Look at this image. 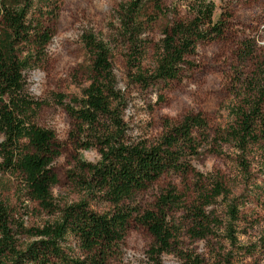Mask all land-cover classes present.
Wrapping results in <instances>:
<instances>
[{
  "label": "trees",
  "instance_id": "obj_1",
  "mask_svg": "<svg viewBox=\"0 0 264 264\" xmlns=\"http://www.w3.org/2000/svg\"><path fill=\"white\" fill-rule=\"evenodd\" d=\"M47 1L0 0V173L15 176L29 200L56 216L26 226L22 220L15 222L0 200V264H107L123 244L131 221L151 236L145 250L149 264H162V255L182 252V234L204 239L217 229L235 246L238 205L228 200L230 190L220 178L195 172L197 196L188 204L173 185L160 190L147 207H141L136 196L164 174L193 172L191 159L199 154L219 155L227 145L241 157L254 146L264 148V57L241 78L236 100L228 107L229 124L212 128L202 113L188 112L177 122L164 121L161 134L152 141L127 138L122 118L125 99L116 86L111 61L113 48L121 47L127 66L135 69L132 80L143 87L178 78L192 67L190 57L198 43L224 34L230 14L222 9L228 0H183V13L178 1L166 5L165 0H121L108 24V39L92 31L81 34L88 56L87 84L80 96L68 101L58 96V102L76 122L72 137L77 147H97L99 160L79 165L88 192L98 191L110 204L103 212L91 209L84 199L63 206L53 202L51 187L57 176L52 162L60 144L50 129L38 125L41 102L25 88L26 72L40 66L55 33L56 16L37 5ZM154 27L159 38L153 66L144 69L142 57L151 42L146 35ZM253 51L254 45L243 41L238 58L249 61ZM217 197L225 198V222L209 208ZM19 235L33 239L20 244ZM70 237L79 254L66 244ZM244 248L246 253L253 250ZM182 257L184 264H202L195 254Z\"/></svg>",
  "mask_w": 264,
  "mask_h": 264
},
{
  "label": "rangeland",
  "instance_id": "obj_2",
  "mask_svg": "<svg viewBox=\"0 0 264 264\" xmlns=\"http://www.w3.org/2000/svg\"><path fill=\"white\" fill-rule=\"evenodd\" d=\"M120 1L48 0L45 5L37 3L44 10H52V17L56 16L55 33L40 66L26 72L25 88L31 98L41 102L36 117L38 125L50 129L60 144V153L52 162L57 182L51 187L53 202L58 206L84 199L97 212L110 208L98 191L88 192L81 182L85 174L79 162L95 163L100 155L95 145L77 147L72 137L77 130L76 122L58 102V96H63L64 101L80 96L81 89L87 84L88 64L80 36L84 31H92L108 39V24ZM175 1L181 4L183 13V0H165V3L170 5ZM218 6L217 12L221 11ZM222 12L230 14L224 34L198 43L194 55L190 57L192 67L185 68L173 80L141 86L132 80L135 69L127 66L122 48H113L111 61L116 86L125 99L122 118L127 127V138L152 141L161 134L164 121L177 122L188 112L202 113L212 128L231 122L228 107L236 100L241 78L253 69L255 61L264 57V0H228L227 8H223ZM146 37L151 42L147 44L142 65L144 69H149L153 66L154 45L159 38L157 27ZM243 41L254 45L249 61L238 58ZM191 166L194 171L186 176L164 174L138 193L136 202L141 207H147L160 190L173 185L188 204L197 196L195 181L198 176L195 172L220 178L225 188L230 190L228 200L233 199L238 205L234 222L236 245H230L222 231L217 229L204 239H192L182 234L179 245L182 252L162 255V264H184L182 253L197 255L202 264H264V148L254 146L249 154L238 157L237 151L225 145L222 154L193 157ZM20 188L15 176L0 173V200L9 207L15 222L22 220L26 226H38L55 218L56 213L44 211ZM224 200V197H217L209 206L223 222L227 220ZM32 239L19 235L20 244ZM150 243L148 231L131 221L123 244L107 264H149L145 250ZM66 244L73 254L80 253L71 237ZM244 247L253 250L246 253Z\"/></svg>",
  "mask_w": 264,
  "mask_h": 264
}]
</instances>
